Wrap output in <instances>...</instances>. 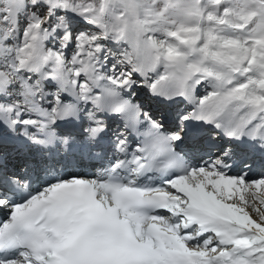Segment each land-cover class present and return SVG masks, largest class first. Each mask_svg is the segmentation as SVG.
<instances>
[{"label":"snow or ice","instance_id":"obj_1","mask_svg":"<svg viewBox=\"0 0 264 264\" xmlns=\"http://www.w3.org/2000/svg\"><path fill=\"white\" fill-rule=\"evenodd\" d=\"M0 264H264V0H0Z\"/></svg>","mask_w":264,"mask_h":264}]
</instances>
